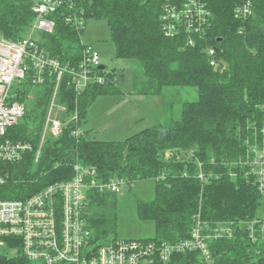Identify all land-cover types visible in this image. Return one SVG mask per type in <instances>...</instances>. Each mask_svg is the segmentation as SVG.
<instances>
[{"label": "trees", "instance_id": "trees-1", "mask_svg": "<svg viewBox=\"0 0 264 264\" xmlns=\"http://www.w3.org/2000/svg\"><path fill=\"white\" fill-rule=\"evenodd\" d=\"M38 1L0 0V39L24 40L35 22L33 7ZM206 2L213 19L197 47H187L183 36H165L162 0H71L72 11L67 5L52 16L55 32L38 38V46L50 57L78 64L84 30L67 24L66 18L71 12H84L87 21L107 22L117 58L138 64L133 89L139 95L195 88L199 98L183 104L179 119L171 115L124 141H102L91 139L81 127L98 98L123 95L115 72L109 73L106 84L90 86L81 95L65 79L58 103L66 107L68 118L78 111L79 122H71L60 138L47 139L38 165L33 154L10 165L13 178L9 185L0 186V200L27 199L51 184L67 182L74 176L75 164L82 163L96 167L104 181L155 180V198L137 200L139 219L155 226L150 241L189 239L198 215L210 223H241L258 217L261 196L238 164L245 157L247 142L253 143L264 128V0H253V16L244 21L234 18L237 0ZM209 48L217 51V68L210 64ZM54 89L51 76L43 85L34 86L28 78L17 88L27 112L18 126L8 130L7 139L31 142L37 150ZM30 94L34 100L28 102ZM168 108L171 113L173 105ZM77 129L80 135L74 136ZM201 173L207 182L199 177ZM88 193L87 220L96 240L118 239L117 195ZM212 250L215 264H264V238L253 242L244 231L234 239L214 242ZM178 258L181 264H202L199 253ZM0 264L27 261L21 252L12 257L0 254Z\"/></svg>", "mask_w": 264, "mask_h": 264}, {"label": "built area", "instance_id": "built-area-1", "mask_svg": "<svg viewBox=\"0 0 264 264\" xmlns=\"http://www.w3.org/2000/svg\"><path fill=\"white\" fill-rule=\"evenodd\" d=\"M71 0H39L33 7L35 22L21 42L0 39V186L9 185L12 165L24 162L33 154L38 165L47 139H58L71 123L79 122L78 111L67 117V109L58 103L61 84L66 79L77 95L93 85H104L110 71L101 69L100 54L95 48L84 45L77 65L64 64L52 58L38 46L39 34L52 35L56 21L52 16ZM162 30L165 36L185 37L187 47H197L208 34L213 12L206 0H162ZM253 0H237L234 18L247 20L253 16ZM67 24L78 31L85 30L84 12H71ZM243 30V29H242ZM243 32V31H241ZM212 67H219L215 48L207 50ZM47 76L55 78V89L48 108L41 140L37 150L31 142L7 139L10 128L18 126L27 112V103L18 99L17 88L29 78L34 86L45 83ZM30 94L27 101H33ZM74 136H79V129ZM238 166L247 181L253 184L261 196V214L247 222H204L196 216L191 237L178 242L150 241L145 239L96 240L87 220L89 191L120 195L123 188L132 186L126 180L104 181L96 167L77 163L74 176L67 182H57L23 200H0V254L8 257L19 252L27 264H181L179 256L199 253L202 264H215L212 244L231 240L237 232H246L253 242L264 238V128L255 134ZM11 165V166H10ZM210 174L209 177H213ZM235 177V174H232ZM205 182L208 177L199 176Z\"/></svg>", "mask_w": 264, "mask_h": 264}, {"label": "rangeland", "instance_id": "rangeland-1", "mask_svg": "<svg viewBox=\"0 0 264 264\" xmlns=\"http://www.w3.org/2000/svg\"><path fill=\"white\" fill-rule=\"evenodd\" d=\"M40 35L34 37L39 38ZM82 42L99 52L102 65L108 71L115 72L117 84L123 92L121 96L100 97L89 109L81 132H87L91 139L124 141L171 115L179 119L183 104L195 102L199 98L195 88H167L157 99H138V91H134L133 87L134 72L139 66L128 59L117 58L116 47L106 21L88 20ZM170 105H173L171 113L168 108ZM154 198L155 180L139 181L123 188L122 194L117 196L118 239L147 240L155 236L154 223L141 221L137 212L138 199L150 201Z\"/></svg>", "mask_w": 264, "mask_h": 264}, {"label": "crops", "instance_id": "crops-1", "mask_svg": "<svg viewBox=\"0 0 264 264\" xmlns=\"http://www.w3.org/2000/svg\"><path fill=\"white\" fill-rule=\"evenodd\" d=\"M84 45H85V44H84ZM110 72H111V71H110ZM137 96H138V95H137ZM152 97H154V98L156 97L155 99H157L158 96L145 97V96L139 95L137 98H138V99H142L143 101H145L146 99H148V98L151 99ZM155 101H156V100H155ZM164 106H165V108H166V105H164ZM89 136H90V135H89Z\"/></svg>", "mask_w": 264, "mask_h": 264}, {"label": "water", "instance_id": "water-1", "mask_svg": "<svg viewBox=\"0 0 264 264\" xmlns=\"http://www.w3.org/2000/svg\"><path fill=\"white\" fill-rule=\"evenodd\" d=\"M105 68H106L105 66H102V67H101L102 70L105 69Z\"/></svg>", "mask_w": 264, "mask_h": 264}]
</instances>
